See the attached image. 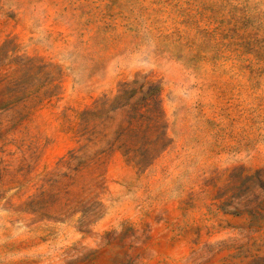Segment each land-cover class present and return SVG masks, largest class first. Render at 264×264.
Listing matches in <instances>:
<instances>
[{
    "label": "rangeland",
    "instance_id": "374dc122",
    "mask_svg": "<svg viewBox=\"0 0 264 264\" xmlns=\"http://www.w3.org/2000/svg\"><path fill=\"white\" fill-rule=\"evenodd\" d=\"M0 264H264V0H0Z\"/></svg>",
    "mask_w": 264,
    "mask_h": 264
}]
</instances>
